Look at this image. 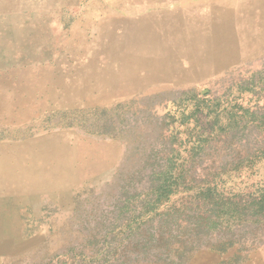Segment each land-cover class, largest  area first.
<instances>
[{"label":"rangeland","instance_id":"374dc122","mask_svg":"<svg viewBox=\"0 0 264 264\" xmlns=\"http://www.w3.org/2000/svg\"><path fill=\"white\" fill-rule=\"evenodd\" d=\"M204 102L264 114V0H0V205L16 211L0 264L95 261L124 193L207 128ZM242 145L264 148V135L212 144L197 174L226 167L220 190L264 192V159L231 165ZM253 212L184 264H264Z\"/></svg>","mask_w":264,"mask_h":264},{"label":"trees","instance_id":"16d2710c","mask_svg":"<svg viewBox=\"0 0 264 264\" xmlns=\"http://www.w3.org/2000/svg\"><path fill=\"white\" fill-rule=\"evenodd\" d=\"M204 103L209 112L207 117L212 115L207 128L199 129L193 144L185 147L175 142L168 146V157L150 173L148 182L140 185V192L136 191L134 196L129 191L124 193L125 202L116 227L118 233L114 231L109 242L105 241L104 250L91 258L95 261L89 262L85 255V259L82 257L80 262L74 263L110 264L133 258L136 262L184 264L203 239L220 225H228L235 213L254 211L264 216L263 191L235 194L220 190V184L224 183L220 176L226 171L224 165L222 171L216 169L211 175L197 174L204 161L202 155L212 144L224 138L234 139L251 129L264 135V114L237 103L229 109ZM200 104L198 100L197 107ZM197 114L190 113L188 117ZM240 149L231 163L235 171L248 167L257 158L264 159V148L252 152L242 145ZM140 180L142 182L143 177ZM135 200L138 215L131 221L128 216Z\"/></svg>","mask_w":264,"mask_h":264},{"label":"crops","instance_id":"0c3cea01","mask_svg":"<svg viewBox=\"0 0 264 264\" xmlns=\"http://www.w3.org/2000/svg\"><path fill=\"white\" fill-rule=\"evenodd\" d=\"M15 213L16 211H15L13 203L9 205H7L6 203L5 205L3 204L0 205V226L4 227L0 229V233L3 235V238H2L3 243L8 242L9 240L7 230H8L9 225L13 224Z\"/></svg>","mask_w":264,"mask_h":264}]
</instances>
